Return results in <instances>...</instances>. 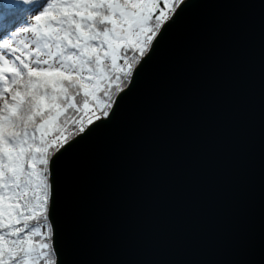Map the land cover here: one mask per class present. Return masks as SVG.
Returning a JSON list of instances; mask_svg holds the SVG:
<instances>
[{
    "label": "water",
    "instance_id": "water-1",
    "mask_svg": "<svg viewBox=\"0 0 264 264\" xmlns=\"http://www.w3.org/2000/svg\"><path fill=\"white\" fill-rule=\"evenodd\" d=\"M77 139L58 264H264V0H184Z\"/></svg>",
    "mask_w": 264,
    "mask_h": 264
},
{
    "label": "snow or ice",
    "instance_id": "snow-or-ice-1",
    "mask_svg": "<svg viewBox=\"0 0 264 264\" xmlns=\"http://www.w3.org/2000/svg\"><path fill=\"white\" fill-rule=\"evenodd\" d=\"M184 0H0V264H58L57 164Z\"/></svg>",
    "mask_w": 264,
    "mask_h": 264
}]
</instances>
